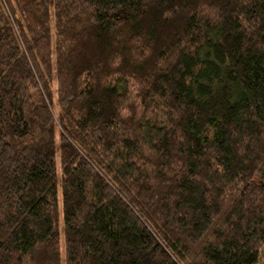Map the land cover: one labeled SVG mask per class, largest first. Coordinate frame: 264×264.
Returning <instances> with one entry per match:
<instances>
[{"label": "trees", "instance_id": "16d2710c", "mask_svg": "<svg viewBox=\"0 0 264 264\" xmlns=\"http://www.w3.org/2000/svg\"><path fill=\"white\" fill-rule=\"evenodd\" d=\"M0 264H264V0H0Z\"/></svg>", "mask_w": 264, "mask_h": 264}, {"label": "rangeland", "instance_id": "374dc122", "mask_svg": "<svg viewBox=\"0 0 264 264\" xmlns=\"http://www.w3.org/2000/svg\"><path fill=\"white\" fill-rule=\"evenodd\" d=\"M52 88H53V91H54V102H55V108H56V110L58 109V106H57V83L55 82V83H53V86H52ZM58 137V136H57ZM59 198H60V209L62 208V196H61V194H60V196H59Z\"/></svg>", "mask_w": 264, "mask_h": 264}]
</instances>
